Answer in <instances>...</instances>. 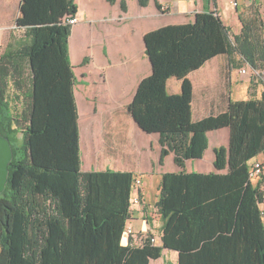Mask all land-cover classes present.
Masks as SVG:
<instances>
[{
    "label": "trees",
    "instance_id": "1",
    "mask_svg": "<svg viewBox=\"0 0 264 264\" xmlns=\"http://www.w3.org/2000/svg\"><path fill=\"white\" fill-rule=\"evenodd\" d=\"M138 2L147 6L150 0ZM236 7L238 34L216 10L145 34L153 72L140 81L127 109L143 131L159 134V164L174 153L183 170L164 173L160 182L162 244L147 240L131 246L122 239L135 174L81 169L72 26L65 22L76 16L78 5L22 1L16 24L23 35L14 42L12 34L0 54V134L14 150L0 195V264H149L164 248L179 251L178 264H264V177L254 182L249 174L264 155V92L260 98L232 100L218 115L192 117L188 75L211 58L238 55L241 63L264 70L260 8L255 1L246 10H239L238 2ZM121 8L127 11L125 0ZM172 77L182 82L179 94L167 90ZM225 127L229 145L215 148L214 165L227 172H187V160L204 156L208 132ZM19 134L21 144L15 147Z\"/></svg>",
    "mask_w": 264,
    "mask_h": 264
},
{
    "label": "crops",
    "instance_id": "2",
    "mask_svg": "<svg viewBox=\"0 0 264 264\" xmlns=\"http://www.w3.org/2000/svg\"><path fill=\"white\" fill-rule=\"evenodd\" d=\"M22 1L0 0V54L11 35L22 30L16 24ZM75 1L78 22L72 26L69 55L77 77L75 97L79 109L81 169L84 172L107 169L132 172L140 178V195L145 204H141L139 212L131 210V218H141L143 222L138 225V221H131L127 226L153 236L155 245H161L165 221L156 203L162 175L183 169L175 163L174 153L159 164L162 150L159 134L143 131L127 109L140 81L153 72L146 54L145 34L167 25L192 23L197 13L215 10L232 33L238 34L242 23L234 1L238 2L239 10L255 1L263 20L264 4L262 0H159L161 8H158L155 0H150L147 6H141L138 0H125L127 11H123V0L115 4L108 0ZM244 67L248 68V64L241 63L240 56L231 59L221 54L189 73L193 84L194 121L227 111L230 102L237 100L242 90L247 99L261 97L262 85L261 88L254 86L256 82L249 74L241 73ZM181 86V80L175 77L167 81L170 94H179ZM229 137L228 127L209 131V146L204 156L187 160L186 171L226 173V170L216 169L214 151L221 145L228 146ZM106 156L114 157L115 162L109 164L111 161L107 162ZM132 195L131 191V198ZM124 240L126 245V236ZM178 263L179 251L164 248L161 257L151 259L149 264Z\"/></svg>",
    "mask_w": 264,
    "mask_h": 264
},
{
    "label": "built area",
    "instance_id": "3",
    "mask_svg": "<svg viewBox=\"0 0 264 264\" xmlns=\"http://www.w3.org/2000/svg\"><path fill=\"white\" fill-rule=\"evenodd\" d=\"M235 6L237 5V2L234 1ZM65 22L67 24H70L71 26L75 25L78 22V19L76 16H69L65 19ZM241 73L243 74H249V76L254 80L256 83H259L260 85L264 84V70L254 69L251 68L248 65L247 67L241 68ZM250 179L252 181L260 180L264 177V163L260 162L259 160H256L252 163V166L249 170ZM142 182L140 178H135L131 191L134 193L133 198L131 199L132 202L135 204H145V200L140 195V188H141ZM262 216L264 218V210L262 209ZM124 236L127 238V243L131 246H143L147 240H150L152 244H156V240L153 236L142 233V232H135L133 228L127 226L124 232Z\"/></svg>",
    "mask_w": 264,
    "mask_h": 264
},
{
    "label": "water",
    "instance_id": "4",
    "mask_svg": "<svg viewBox=\"0 0 264 264\" xmlns=\"http://www.w3.org/2000/svg\"><path fill=\"white\" fill-rule=\"evenodd\" d=\"M14 159V150L10 139L0 134V195L8 184L9 165Z\"/></svg>",
    "mask_w": 264,
    "mask_h": 264
},
{
    "label": "rangeland",
    "instance_id": "5",
    "mask_svg": "<svg viewBox=\"0 0 264 264\" xmlns=\"http://www.w3.org/2000/svg\"><path fill=\"white\" fill-rule=\"evenodd\" d=\"M229 1H230V0H229ZM260 1H261V0H260ZM262 3L264 4V0H262ZM250 5H251V3H250ZM242 9H244L243 6H242ZM244 10H246V9H244ZM22 35H23V30H20V31L17 32V34L15 35L14 39H12V40H13L14 42H17V41L21 38ZM27 80H28V78H27ZM253 85H254V86H257V87H259V88H261V86H260L259 83H256V84H253ZM262 90H263V92H264V84L262 85ZM238 97H239V98H238L237 100H246V99H247L244 90L240 91V94H239ZM17 136H18V140H16V141L14 142L15 147L20 146V144H21V134H19V135H17ZM105 160H106L107 162L111 161V162H109V164H110V163L113 164V163L115 162V158H114V157H108V156H106V157H105ZM255 160H256V159H255ZM258 160H259L260 162H263V163H264V156H263V155L259 156V157H258ZM252 162H253V160L251 161V163H252ZM254 182H256V180H254ZM263 188H264V185H263ZM155 191H156V187L154 186V187H153V190H152L151 200H150V201H152V202H153V200L155 199V195H154ZM153 192H154V193H153ZM132 198H133V195H132ZM132 198H131V199H132ZM141 207H142L141 204H135L134 202L131 201L130 210L135 211V212H139V211L141 210ZM261 208L264 210V203L261 204ZM131 217H132V216H131ZM131 217L127 220V223H129V222H131V221H133V222H134V221H138V222H139L138 225H140V224L143 222V220H142L141 218H139V219H137V220H134V218H131ZM124 238H125V236H124L123 239H122V244H125V240H124Z\"/></svg>",
    "mask_w": 264,
    "mask_h": 264
}]
</instances>
